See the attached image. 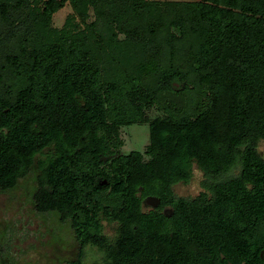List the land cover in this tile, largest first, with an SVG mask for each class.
Listing matches in <instances>:
<instances>
[{"label": "trees", "instance_id": "1", "mask_svg": "<svg viewBox=\"0 0 264 264\" xmlns=\"http://www.w3.org/2000/svg\"><path fill=\"white\" fill-rule=\"evenodd\" d=\"M168 4L0 0V190L37 169L36 211L79 244L64 264H85L89 246L105 264L147 258L165 226L179 264L227 232L234 258L264 264V0ZM197 84L211 99L190 115L179 106ZM156 104L168 114L148 119ZM145 121L148 160L117 156L121 128ZM196 165L202 191L178 197ZM147 196L174 213L144 211Z\"/></svg>", "mask_w": 264, "mask_h": 264}, {"label": "rangeland", "instance_id": "2", "mask_svg": "<svg viewBox=\"0 0 264 264\" xmlns=\"http://www.w3.org/2000/svg\"><path fill=\"white\" fill-rule=\"evenodd\" d=\"M158 1L163 5H170L169 2L194 4L200 0ZM170 6L174 7V5ZM71 12L70 5H66L56 13L54 24L61 26ZM190 87L188 97L191 105H182L179 106L182 107L181 109L174 110L180 109L193 115L205 107L211 98L207 87L199 84ZM178 96L172 97L170 107L173 105V101L180 100ZM166 114L168 112L157 104L146 109L148 119ZM121 139L123 145L117 156L127 154L132 150H139L143 153L144 159L148 160L147 150L150 143L148 121L123 126ZM259 150L264 156V141L260 142ZM36 174L37 169L34 168L26 177L19 180L16 187L8 191L0 190V248L2 249L0 264H64L66 260L76 258L78 254L79 244L70 222L61 221L57 213H39L36 211L33 199L37 186ZM202 177L203 171L196 165L191 181L187 184L175 185L173 187L174 193L176 195H196L201 190ZM149 200L148 202H150ZM149 209L150 204L148 203L145 210L148 211ZM260 231L264 235V224ZM105 232L112 235L114 229L106 224ZM86 251V262L88 261L89 264L90 261L102 257L101 252L97 251L96 247L89 246Z\"/></svg>", "mask_w": 264, "mask_h": 264}, {"label": "flooded vegetation", "instance_id": "3", "mask_svg": "<svg viewBox=\"0 0 264 264\" xmlns=\"http://www.w3.org/2000/svg\"><path fill=\"white\" fill-rule=\"evenodd\" d=\"M179 183H185V182H179ZM201 191H202V187L201 190L196 195H177V196L196 198L199 196ZM149 197L150 196H147L143 202L144 211H146L145 207H147L149 203L150 211L148 210L146 212L158 211L159 213L162 212L168 216H171L174 213L173 205H170L168 203L163 204L161 200L156 196H153L157 198L156 202L154 200H149ZM148 200L150 202H148ZM158 232L159 233L156 234L154 238L155 242H153V244H148V247H151V252L148 254L147 258H138L137 256L136 258L127 261V264H179L180 263L179 260L177 262L176 261L174 262V260L169 258L170 252L174 249L176 245V243L173 242L174 241L173 230L165 226V228L158 230ZM224 235L225 238L222 236V234H219V236L216 235V237L213 236L210 239V243L204 245L203 248H201V251H199V253H196L195 255H190V254L187 255L186 257L183 258L182 263L183 264L185 263L187 264H250L249 260L246 258L239 259L233 257L235 255L233 254L232 244H231L232 242L230 241L231 233L227 232ZM87 262L85 259V264H89V262L88 263ZM108 262H113V261L105 260L101 257L98 258L97 260L95 259L90 261V264H105ZM114 263L121 264L123 263V261L115 260Z\"/></svg>", "mask_w": 264, "mask_h": 264}, {"label": "water", "instance_id": "4", "mask_svg": "<svg viewBox=\"0 0 264 264\" xmlns=\"http://www.w3.org/2000/svg\"><path fill=\"white\" fill-rule=\"evenodd\" d=\"M149 199L150 200H154L155 202L157 201V198L156 197H153V196H150Z\"/></svg>", "mask_w": 264, "mask_h": 264}]
</instances>
